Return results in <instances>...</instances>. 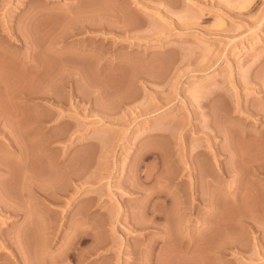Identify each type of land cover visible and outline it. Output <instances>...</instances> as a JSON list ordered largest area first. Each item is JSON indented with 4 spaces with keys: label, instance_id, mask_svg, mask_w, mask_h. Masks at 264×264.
<instances>
[{
    "label": "rangeland",
    "instance_id": "obj_1",
    "mask_svg": "<svg viewBox=\"0 0 264 264\" xmlns=\"http://www.w3.org/2000/svg\"><path fill=\"white\" fill-rule=\"evenodd\" d=\"M130 1L0 0V264H264V0Z\"/></svg>",
    "mask_w": 264,
    "mask_h": 264
},
{
    "label": "bare ground",
    "instance_id": "obj_2",
    "mask_svg": "<svg viewBox=\"0 0 264 264\" xmlns=\"http://www.w3.org/2000/svg\"><path fill=\"white\" fill-rule=\"evenodd\" d=\"M131 2V4L130 5H132V3H134V1H130ZM135 4V3H134ZM136 5V4H135ZM138 6V5H137ZM139 7V6H138ZM139 11V10H138ZM107 14V13H106ZM111 14V13H110ZM113 14V13H112ZM104 15V14H103ZM115 15V14H114ZM101 17V19H102V16H100ZM106 17V16H105ZM112 17V16H111ZM115 17H117L118 18V14L115 16ZM106 20H107V17H106ZM100 21V20H99ZM120 21V20H119ZM102 24V23H101ZM102 26H103V24H102ZM227 139H229V138H227ZM231 140V139H230ZM234 153V152H233ZM232 153V154H233ZM237 155V154H236ZM240 155V154H239ZM242 155V154H241ZM238 156V155H237ZM243 156V155H242ZM239 157V156H238ZM242 158V157H241ZM239 159V158H238ZM218 171V170H217Z\"/></svg>",
    "mask_w": 264,
    "mask_h": 264
}]
</instances>
